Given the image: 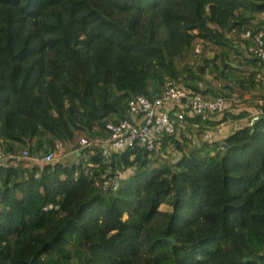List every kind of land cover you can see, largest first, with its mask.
I'll list each match as a JSON object with an SVG mask.
<instances>
[{
  "label": "trees",
  "instance_id": "1",
  "mask_svg": "<svg viewBox=\"0 0 264 264\" xmlns=\"http://www.w3.org/2000/svg\"><path fill=\"white\" fill-rule=\"evenodd\" d=\"M245 28L264 29V0H0V151L15 155L0 162V264H264V113L226 112L243 122L219 140L169 135L144 155L17 156L105 138L165 81L260 96Z\"/></svg>",
  "mask_w": 264,
  "mask_h": 264
},
{
  "label": "built area",
  "instance_id": "2",
  "mask_svg": "<svg viewBox=\"0 0 264 264\" xmlns=\"http://www.w3.org/2000/svg\"><path fill=\"white\" fill-rule=\"evenodd\" d=\"M237 40L240 52L246 57L253 58L255 69H259L264 74V29L245 28L238 33ZM197 85L201 88L203 82L199 81ZM252 104L255 106L249 107ZM263 108L264 87L261 95L256 98H251L249 95L206 98L189 87L165 81L157 93L129 98L126 103L127 118L118 122H107L105 138L82 136L76 141L73 151L80 152L83 149L98 148L100 156L106 160L111 154L128 149L156 152L159 151L165 136L173 135L177 138L180 133H183L189 119L191 121L199 119L201 122L213 121V127L202 133L204 142H212L219 140L222 136L224 123L220 122V118L224 113L234 114L245 111L247 116L243 124L251 126L258 116L264 113ZM192 125L197 126L193 121ZM17 156L36 162L49 163L62 160L63 155L39 153V156L33 157L29 156L26 150H22L21 154ZM10 157H15V155L3 154L0 151V162ZM118 175L116 173L111 179L103 182L102 188L108 184L114 188ZM97 184L98 180H94V185L97 186Z\"/></svg>",
  "mask_w": 264,
  "mask_h": 264
},
{
  "label": "rangeland",
  "instance_id": "3",
  "mask_svg": "<svg viewBox=\"0 0 264 264\" xmlns=\"http://www.w3.org/2000/svg\"><path fill=\"white\" fill-rule=\"evenodd\" d=\"M211 54V52H209V50L206 52V55L207 56H209ZM261 93L262 92V88H257V93ZM255 97V96H254ZM253 97V98H254ZM256 97H259L258 95L256 96ZM255 97V98H256ZM255 105L254 104H252V105H250L249 107H251V108H253ZM234 114H236V113H234ZM242 122H243V119H241V120H234V121H228V123H232V126H234V127H236V126H238L239 124H242ZM227 123V124H228ZM191 130H192V135L190 134V132L188 131L189 129H186V127H185V130H184V132L183 133H180L178 136H177V138L178 139H180L181 138V135H183V136H186V137H192V136H194L193 134H195L196 133V135H197V137H199L200 138V140H202V130H200V128H198V127H195V126H191V128H190ZM195 129H198L196 132H195ZM82 136H84V135H80L79 134V136H77V138H75V140L73 141V142H71L70 144H68L66 147H61L60 149H59V156H62V158L61 159H63L64 158V161H70V160H75V159H77V154H76V152H74L73 150H74V148H75V144H76V141L80 138V137H82ZM166 154H165V156H163V157H168L171 161H173L174 160V157H175V155H176V153H175V151H170L169 150V148H167L166 149ZM157 156H160V155H157ZM162 157V156H161ZM162 157V158H163ZM160 158V157H159ZM130 170L129 169H127V170H125V171H123V172H120L119 173V177H122L123 175H126L127 174V172H129ZM159 208L162 210V209H166L167 207H166V205H164V204H162V205H160L159 206Z\"/></svg>",
  "mask_w": 264,
  "mask_h": 264
},
{
  "label": "crops",
  "instance_id": "4",
  "mask_svg": "<svg viewBox=\"0 0 264 264\" xmlns=\"http://www.w3.org/2000/svg\"><path fill=\"white\" fill-rule=\"evenodd\" d=\"M214 125V122L211 121H207L204 125H202V128L200 130H202V132L208 128H212ZM235 127L233 126L232 127V123H228V124H225L222 126V137L225 136L226 134L230 133ZM197 142V138H194Z\"/></svg>",
  "mask_w": 264,
  "mask_h": 264
},
{
  "label": "water",
  "instance_id": "5",
  "mask_svg": "<svg viewBox=\"0 0 264 264\" xmlns=\"http://www.w3.org/2000/svg\"><path fill=\"white\" fill-rule=\"evenodd\" d=\"M143 155H144V152H143ZM170 241H171V239H170Z\"/></svg>",
  "mask_w": 264,
  "mask_h": 264
}]
</instances>
